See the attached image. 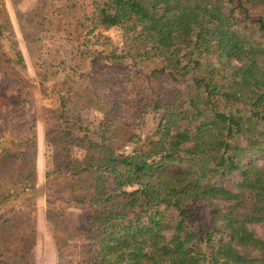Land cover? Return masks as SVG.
I'll return each mask as SVG.
<instances>
[{"label": "trees", "instance_id": "16d2710c", "mask_svg": "<svg viewBox=\"0 0 264 264\" xmlns=\"http://www.w3.org/2000/svg\"><path fill=\"white\" fill-rule=\"evenodd\" d=\"M34 7L19 27L44 191L34 78L0 0V264L46 251L42 191L57 264H264V0Z\"/></svg>", "mask_w": 264, "mask_h": 264}, {"label": "rangeland", "instance_id": "374dc122", "mask_svg": "<svg viewBox=\"0 0 264 264\" xmlns=\"http://www.w3.org/2000/svg\"><path fill=\"white\" fill-rule=\"evenodd\" d=\"M6 8H7V12L8 15L10 17V21L13 25V29L16 35V38L18 39V43L20 46V49L22 50V52L24 53L25 59H26V64H27V69H28V73L31 77L34 78V82L32 83L31 86V91H32V105L30 106V108L32 109L33 113L35 114V118H36V127H37V149L39 147H41L42 149V158H40L38 160V167L39 168H43V179L39 180V171L37 169V185L44 191V186H45V178H44V118H43V112L41 109V104H42V99H41V95H40V90H39V85L38 82L34 76V71H33V67L31 65V61L29 59V56L27 55L26 52V48L24 45V42L22 40L21 37V32H20V27H19V21L20 19H25L26 21H34L36 19L39 18V14L36 10V8L34 7V0H23L20 3V11H21V18L16 17V11L15 9L12 7L11 5V1L10 0H3ZM127 88V84H119L117 86V88L114 91L115 96H122L125 92ZM8 140L5 139L3 140L2 144H7ZM226 185L229 188L234 189L235 186L232 182L230 181H226ZM43 191L41 194L37 195L35 198L36 201V213H35V222L37 225V216H38V211L39 209L42 210L43 213V222H44V229L47 233L48 239H47V249L46 251L43 253L42 247L40 245L35 247V264H57V254H56V250H55V246L54 243L51 239V236L48 232V228H47V224L45 221V196L43 194ZM41 196L43 199L42 204H38L37 203V198ZM251 228L254 229V231L257 233V235H259L260 237L264 238V225L262 223H258L255 225H251Z\"/></svg>", "mask_w": 264, "mask_h": 264}]
</instances>
